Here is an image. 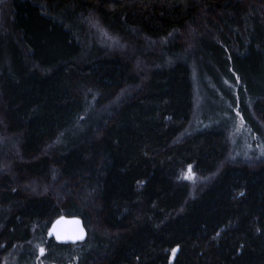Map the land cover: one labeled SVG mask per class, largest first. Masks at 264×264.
Masks as SVG:
<instances>
[{"label":"trees","instance_id":"16d2710c","mask_svg":"<svg viewBox=\"0 0 264 264\" xmlns=\"http://www.w3.org/2000/svg\"><path fill=\"white\" fill-rule=\"evenodd\" d=\"M234 108L264 142V0H0V264H264Z\"/></svg>","mask_w":264,"mask_h":264},{"label":"rangeland","instance_id":"374dc122","mask_svg":"<svg viewBox=\"0 0 264 264\" xmlns=\"http://www.w3.org/2000/svg\"><path fill=\"white\" fill-rule=\"evenodd\" d=\"M196 81V78H194V82ZM195 93H196V108L198 111L197 119H201L204 115L208 116H216L217 118H220V115H217L219 106L224 107L228 106V102H212L207 101L200 93V88L196 82L195 84ZM235 117L238 118L237 124H235L231 128V141L233 144V155L234 157L241 158L244 160H251V159H257L264 157V142L260 135L253 133L248 127L245 126V124L242 123L241 118L239 117V114L237 112V109L234 108ZM222 118H227L229 120L228 116H222ZM196 122H200V121ZM192 178H187L188 175V167L182 172L181 177L183 179L194 181L195 180V174L192 171ZM74 247H77V244H74ZM43 249V254L41 256H36L34 259V262L32 264H46L45 260L43 259L46 246L45 245H38L36 251L39 252V250ZM176 252V251H175ZM174 252H172L170 256V262L173 261L174 258ZM14 256H17L14 254ZM3 264H20L16 263V259L11 255L8 254L5 256ZM22 264H31L29 262H24Z\"/></svg>","mask_w":264,"mask_h":264},{"label":"water","instance_id":"95a60500","mask_svg":"<svg viewBox=\"0 0 264 264\" xmlns=\"http://www.w3.org/2000/svg\"><path fill=\"white\" fill-rule=\"evenodd\" d=\"M77 221L79 223H77ZM81 229L83 230L82 239H57V235L68 237L79 235ZM45 236L46 238H52L55 242L60 244H78L85 241L87 230L80 217L75 215H62L51 222ZM42 254L43 252L39 250V256Z\"/></svg>","mask_w":264,"mask_h":264},{"label":"snow or ice","instance_id":"6c2138e0","mask_svg":"<svg viewBox=\"0 0 264 264\" xmlns=\"http://www.w3.org/2000/svg\"><path fill=\"white\" fill-rule=\"evenodd\" d=\"M191 165L188 166V175H187V178H192V173H191ZM77 223H79L77 221ZM83 238V230L81 229L80 230V234L79 235H76V236H71V237H68V236H60V235H57V239H82ZM175 249H173V252L175 253ZM41 252H43V249H41Z\"/></svg>","mask_w":264,"mask_h":264}]
</instances>
